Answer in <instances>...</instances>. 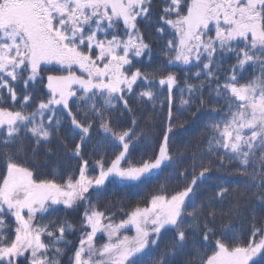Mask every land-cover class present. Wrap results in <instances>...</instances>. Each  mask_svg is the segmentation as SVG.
I'll return each instance as SVG.
<instances>
[{
    "label": "snow or ice",
    "instance_id": "6c2138e0",
    "mask_svg": "<svg viewBox=\"0 0 264 264\" xmlns=\"http://www.w3.org/2000/svg\"><path fill=\"white\" fill-rule=\"evenodd\" d=\"M0 264H264V0H0Z\"/></svg>",
    "mask_w": 264,
    "mask_h": 264
},
{
    "label": "trees",
    "instance_id": "16d2710c",
    "mask_svg": "<svg viewBox=\"0 0 264 264\" xmlns=\"http://www.w3.org/2000/svg\"><path fill=\"white\" fill-rule=\"evenodd\" d=\"M177 121L183 124V127H177L174 129L178 133L176 137L177 145L176 148L179 151H184L185 146H187L189 154L191 151H203V147L197 149V145H202L204 141L205 134L203 133V122L206 119V114H197V116H192L189 113L181 112L180 115L176 117ZM159 127V125H157ZM183 143H180V142ZM141 153L148 154L145 145H139L135 151L134 155L135 158L139 159ZM227 167H233V165H228ZM209 175L212 176V180L208 181V185H206V189L208 186L219 183V184H227L232 181L243 179L238 175L232 173H228L227 171L222 170H214L213 173ZM165 179L164 176L159 177L158 179L151 180L150 183L147 184L146 187L141 189L143 193L151 190L154 186H156L160 181ZM118 199H125V202L128 201H135L138 199V194L136 190H117L113 188H109L108 192L104 195L105 202L108 201H116ZM70 240H75V237L70 236ZM168 243L167 235L164 237L161 246L163 247L165 244Z\"/></svg>",
    "mask_w": 264,
    "mask_h": 264
}]
</instances>
